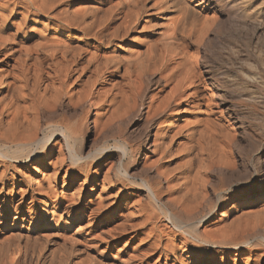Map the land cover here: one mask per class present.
Listing matches in <instances>:
<instances>
[{
  "label": "bare ground",
  "instance_id": "bare-ground-1",
  "mask_svg": "<svg viewBox=\"0 0 264 264\" xmlns=\"http://www.w3.org/2000/svg\"><path fill=\"white\" fill-rule=\"evenodd\" d=\"M193 2L0 0V264H264V188L217 197L208 184L211 172L233 164L223 156L232 140L191 65L193 47L215 29ZM232 22L239 32H264V10L240 7ZM254 55L263 66L264 47ZM224 65L209 66L222 89ZM156 72L175 85L149 105L144 145H104L86 156L90 120L95 142L133 117ZM188 90L184 123L171 113L160 121ZM143 153L152 155L142 168L151 177L136 175ZM131 187L148 202L126 195ZM229 204L216 230L198 232ZM160 215L173 233H163Z\"/></svg>",
  "mask_w": 264,
  "mask_h": 264
},
{
  "label": "rangeland",
  "instance_id": "rangeland-1",
  "mask_svg": "<svg viewBox=\"0 0 264 264\" xmlns=\"http://www.w3.org/2000/svg\"><path fill=\"white\" fill-rule=\"evenodd\" d=\"M193 1H194L193 4H199L198 8L201 9V17L208 18L209 23L212 24L211 26H214L215 29H213V32L208 35V39H207L208 41H206L205 45L201 46L202 48L206 46L207 47L206 49L203 48L204 49L203 50L200 47L199 48L196 46L193 47L192 50H193V53L195 55V59H194L195 61L191 65H192V67L195 66L194 71H196V73L199 74L200 79L204 82V84L206 86L207 92H209V94L211 96L212 109L214 110V112L220 111V115H218L219 113H217V115H218V117H220L219 119H221V121L223 123H225L227 125V128L229 129L228 132L230 133L229 135L231 136L230 139L232 140V144L230 146H228L226 149H224L223 156H224V161L226 163H232L233 162V164H234V165L228 164L230 166H228V168L225 169L226 171L223 170L221 172H218V171L211 172L208 176V181H209L208 184L210 187L212 186L211 189L212 190L214 189L213 190L214 192L216 191V193H218V195L216 194L217 197H219V196L226 197V196H230V194L235 195V194H241V193H243V195L244 194H250V196H254L255 192L258 189H261L262 187L264 188V73H263L264 63L262 64L263 66L259 65L257 63L258 61H255V60H258V58L255 59V55H254V50H257L260 46L264 47V45L262 46V44L264 43V32L259 30L254 35H252L251 32H249V33L248 32L245 33L243 31L239 32L238 30H235V27H234L235 24L232 22V17H233V13L237 9H239L240 7L245 8L249 4H252V8L258 7L259 9L264 10V3L262 0H239L240 2L237 0H193ZM262 3H263V5H262ZM244 4H246V5H244ZM230 25H232V26H230ZM232 29L235 32L234 31L232 32ZM235 33H237V34H235ZM248 34H250V35H248ZM238 36L240 37V39L237 38ZM251 36H253V37L251 38ZM247 37H249V38H247ZM243 38H244V40H241ZM249 40H250V43H248ZM236 41H237V43H236ZM242 41L244 42V44ZM214 42L217 44L215 45ZM239 43H241V44H239ZM246 43L248 46L247 48H245L246 46H244V45H246ZM206 44H208V46ZM220 44H222V45H220ZM237 46H238V49H237ZM250 46L253 47V50H251L252 47H250ZM224 47H226V48H224ZM196 48H198V49H196ZM210 48L211 49L213 48L214 50L212 49V51H211ZM220 48H221V50H219ZM228 48H230V49H228ZM231 49H233V50H231ZM195 50L196 51L198 50V52H196ZM231 51H233V52H231ZM246 51H248V52H246ZM206 52H208V53H206ZM226 52H227V54H229V52H230V54L227 55ZM252 52H253V54H252ZM236 54H238V55H236ZM241 55H242V57H241ZM247 55H248V58H246ZM222 57H224V59ZM211 58H213V60H211ZM217 60H221L225 63L224 67L221 68V71H223L222 69L227 70V68H228L227 72H228L229 77L227 79V83H229V84L226 85L228 87H226L225 89L218 88L219 85H217L218 83L212 74L213 69L211 67H209L210 64L216 62ZM228 61H229V63H228ZM242 62H244V63H242ZM194 63H196V64H194ZM245 63H246V66H245ZM228 64H229V66H228ZM231 65H232V67H231ZM233 65H234V67H233ZM240 65H241V67H240ZM256 66L258 67L257 71H256V69H257ZM241 68H242V70H241ZM247 68L249 69V72L251 71L250 74H249ZM252 71H254V72L252 73ZM241 73H242V75H241ZM223 74H225V73H223ZM190 75H191V72L189 73V76ZM193 75L196 76L195 74H193ZM254 75H255V77H254ZM182 77H183V74L182 75L180 74L179 78H182ZM252 78L253 79L255 78L254 79L255 81ZM149 81H150V83H149L150 85L148 84V90L145 94L143 102L141 103L142 107L140 106L138 113H135L133 115V117L132 116L124 117L121 120H119L118 124L112 129V131H110V133L108 135L104 136L103 138H101L100 140H97L95 142L92 141L93 140L94 125L90 120V123H89L90 124L89 125L90 134L88 135L87 139L85 140L86 141L85 142L86 147H85L84 154H86V156L94 157L95 153L104 145L107 147H113L115 145V143H127L128 145H132L135 147H137L141 143H143V145H144V143H145L143 140L144 135H142V134H144L143 132L146 129L145 128L146 127L145 114L148 111L149 105L154 103L158 99H160V102L163 101L165 99V97H167V95L170 93V90H171V88H173V85H175L174 81H171L170 83H166L165 73H157L156 72L152 76V78H150ZM166 84H167V86H166ZM106 89L107 88H104V90H106ZM242 91H244V95L242 94L243 93ZM247 91H248V93H247ZM203 93L204 92L201 93L202 96H203ZM223 93H224V95H223ZM255 93H256V96H255ZM184 95L181 97H177V98L175 97L176 102H173L168 107V110L166 112L167 114L165 113L160 118V121H164L168 117V115L171 113V114L179 115L183 120L182 124L184 123L183 110L188 109L187 105H189L188 102L185 103L184 101L190 95V91L189 90L185 91ZM162 98H163V100H161ZM152 100H153V102H152ZM182 100H184V101H182ZM235 103L236 104L239 103V104L236 105ZM177 105H181L180 107L182 110L180 108H178ZM240 108H241V111H240ZM244 111L247 114H244ZM238 115H239V117L236 118L235 116H238ZM80 118L81 117L79 114L67 113V116H66V120L71 124L73 123L72 126H74L76 123H78ZM239 122L241 125L239 124ZM231 128H232L233 132H231ZM155 130H156V125H154L152 127V129L150 130L152 136L155 133ZM151 142H152V138H150L147 141L145 146L146 147L150 146ZM183 142H185V141H183ZM111 152H112V155L116 154V152L115 153L113 151H111ZM178 156H179V158L181 157L180 155H178ZM179 158L178 157L176 158V160H177L176 164L178 163ZM115 159H116V156L114 155L112 160L115 161ZM143 160H144V162H143ZM146 160H148V161H146ZM150 161L152 162L153 158H152V155L149 153L147 155H146V153H145V155L143 153L137 159L136 175L138 177L139 176L144 177L145 175H147V174L143 173L142 168L149 167L150 163H151ZM163 161H161L162 164H164L166 162V160H163ZM145 163H147V164H145ZM162 164H161L160 172H161V177H164L166 175V174L165 175L163 174V173H165L163 171L165 169V167L162 166ZM161 169H163V170H161ZM152 174H154L153 170H152V173L148 174V175L151 177ZM148 175H147V177H149ZM230 175H232L231 178H230ZM151 179H152V181L155 180L154 177H152ZM209 186H208V188H209ZM244 190L247 193H244ZM223 192H224V194H223ZM125 194L130 195L132 198H134L136 200L140 199V201H142L143 203L148 202L145 198L142 197L143 195L142 194L140 195V193L137 190H135L133 187L127 188V190L125 191ZM165 197L167 198L168 196L163 194L162 199H161V201H162L161 203H164V201L166 200ZM142 198L146 202H144L142 200ZM219 199L213 198V200H212L213 202L211 205L215 206V204H217L219 206V204H220ZM254 199H256V198H254ZM216 200L218 203L215 202ZM262 204H264V202L259 204V205H262ZM231 206L232 205L229 204L225 208H222V209L219 208V211H217L215 214L210 215L211 218L209 217V219L207 221H204L202 224L198 225V232L202 233L204 231H208V229L211 232H213L214 229L216 230L217 225L222 220L224 214L225 215L226 214L231 215V213H229V211H228L231 208ZM257 209H258V207H257ZM23 211H25V209H23ZM205 213H208V212H205ZM160 214H161V212H160ZM160 223L163 224V225L160 224L161 228H163L162 229L163 233H167V234L169 233L170 234V232L174 231L173 228H171L172 226H169V223L166 222L165 220H163L162 215H160ZM200 231H202V232H200ZM57 253H56V255L60 256L61 253H59V254H57Z\"/></svg>",
  "mask_w": 264,
  "mask_h": 264
}]
</instances>
